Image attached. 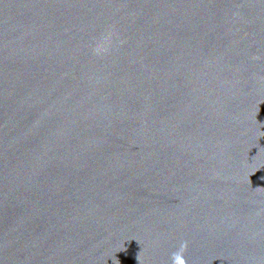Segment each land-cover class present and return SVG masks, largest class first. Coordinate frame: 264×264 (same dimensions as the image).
<instances>
[{
  "label": "water",
  "instance_id": "water-1",
  "mask_svg": "<svg viewBox=\"0 0 264 264\" xmlns=\"http://www.w3.org/2000/svg\"><path fill=\"white\" fill-rule=\"evenodd\" d=\"M0 264H264V0H0Z\"/></svg>",
  "mask_w": 264,
  "mask_h": 264
},
{
  "label": "clouds",
  "instance_id": "clouds-1",
  "mask_svg": "<svg viewBox=\"0 0 264 264\" xmlns=\"http://www.w3.org/2000/svg\"><path fill=\"white\" fill-rule=\"evenodd\" d=\"M102 40L104 42H110L111 41V36L102 37ZM93 52L97 56H100V55H103V54L107 53L108 52V48L105 47V43H100L93 49Z\"/></svg>",
  "mask_w": 264,
  "mask_h": 264
}]
</instances>
